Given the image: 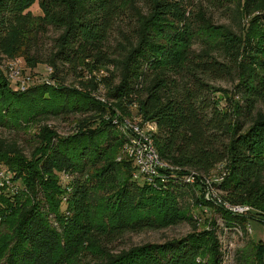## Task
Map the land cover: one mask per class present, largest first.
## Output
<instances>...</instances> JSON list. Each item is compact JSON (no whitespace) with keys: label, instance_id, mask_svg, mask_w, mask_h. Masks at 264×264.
<instances>
[{"label":"trees","instance_id":"16d2710c","mask_svg":"<svg viewBox=\"0 0 264 264\" xmlns=\"http://www.w3.org/2000/svg\"><path fill=\"white\" fill-rule=\"evenodd\" d=\"M234 6L238 32L193 0H0V126L79 116L66 137L41 126L30 157L0 138V171L17 187L0 191V264H223L218 229L201 228L197 210L243 234L259 214L206 202L204 178L264 226V0ZM5 60H21L25 91ZM228 79L220 97L213 82ZM115 114L154 123L157 154L176 170L134 178L133 162L117 161ZM184 222L183 237L112 252L126 235ZM253 248L264 264L262 241Z\"/></svg>","mask_w":264,"mask_h":264},{"label":"rangeland","instance_id":"374dc122","mask_svg":"<svg viewBox=\"0 0 264 264\" xmlns=\"http://www.w3.org/2000/svg\"><path fill=\"white\" fill-rule=\"evenodd\" d=\"M211 1L213 0H193L194 5H198L199 3H202L203 9L205 10V14L207 17H209L212 22L215 25H228L234 31L238 32L239 28L241 26V20L234 13L233 9H235V3L237 0H214V2L220 3L222 1L221 5L217 4L216 6H213L211 4ZM49 46V41H48ZM11 62H14L10 60ZM9 60H5L3 62L4 67H8V64L11 63ZM9 62V63H8ZM41 73L44 75V71L42 72V69L39 68ZM7 81L11 82L12 77L9 76V73L7 72ZM33 79H31L32 81ZM37 81H35L36 83ZM40 82V81H39ZM32 83V82H31ZM72 81H66L65 85H71ZM38 84V83H36ZM51 84H55L53 82H50ZM213 86L216 89H220L223 91V93H220L219 96L222 97L224 95V92L228 93L232 89V79H228L225 81H216L213 82ZM15 87V86H14ZM18 87L16 86V89ZM224 97V96H223ZM258 109H260L262 112H264V103L259 104ZM82 117V116H81ZM81 119V118H80ZM79 120V116H67L66 117H50L47 120H44L43 123H40L38 125L35 124H25L26 129L21 130L16 128H9L5 126H0V138L4 139L7 142H14L16 145L23 151L24 155L26 157H30V154L32 152L33 146L35 144V137L39 133V128L42 126H48L54 128L57 133L61 137H66L70 134H72V131L78 127L77 121ZM204 181L207 179H203ZM10 185H4L2 188V192H12L16 193V186L13 184ZM205 183V182H204ZM219 196H221V192L217 193ZM216 194V195H217ZM217 195V196H218ZM205 199V196H204ZM208 203H213L210 200H206ZM214 206L218 208V204L213 203ZM103 206H100V209H102ZM222 207V206H220ZM223 208V207H222ZM251 208V207H250ZM252 213H257L259 215L254 216L248 221V224H246V233L243 234L240 231H234L232 228L225 227L224 221L221 219L219 215L212 211H208L205 208H203L202 213H200V210H197V215L201 217V228L205 230H212L213 225L212 221H214V227L218 229V236L221 243V250L223 253V264H236V257L237 254L242 255V263L241 264H256V248L254 249V244H257L258 242L262 241V246L264 248V226L262 223V212L251 208V210L246 214L248 217L252 215ZM192 230V226L188 222L181 223L177 226L170 227L167 229H161V230H155V231H145L139 234H130L124 236L121 240H119L117 243H115L112 246V252L115 253V249L122 250V249H128L132 246H137L143 243H162L170 239L174 238H180L188 233H190ZM209 256H202V259L200 262L209 263ZM260 259V257H259ZM259 261V260H258Z\"/></svg>","mask_w":264,"mask_h":264},{"label":"built area","instance_id":"2783aa9c","mask_svg":"<svg viewBox=\"0 0 264 264\" xmlns=\"http://www.w3.org/2000/svg\"><path fill=\"white\" fill-rule=\"evenodd\" d=\"M8 64L7 71L13 83H16L17 89L20 91H25L27 85L31 83V79L28 77H22V62L21 60H12ZM46 72L51 73V68L46 67ZM47 84H50L48 79L44 81ZM105 90L102 87L98 88V91L95 92L94 97L99 102L106 104V98L103 95ZM113 124L118 132L124 136L125 140L120 149L117 161H120L122 158L130 159L136 171L133 174L134 178L144 177L147 182L152 183L155 177H163L161 171L169 169L176 170L172 167H169L163 163L156 151L153 135L156 133V125L150 122H143L137 116H120L115 114L113 117ZM194 173H190L187 176V182H194ZM217 182V179L212 180ZM10 176L7 172L3 170L0 171V191L4 185H10ZM204 196L206 200H210L213 203H216L222 206L227 211L233 213L234 215H246L251 208L247 205H229L224 202L221 197L217 194L218 190L214 189L211 185V180L207 179L204 181ZM12 184V183H11ZM218 196H217V195Z\"/></svg>","mask_w":264,"mask_h":264}]
</instances>
